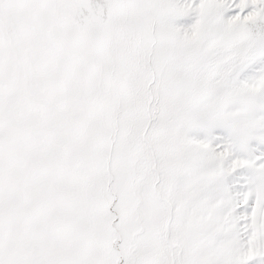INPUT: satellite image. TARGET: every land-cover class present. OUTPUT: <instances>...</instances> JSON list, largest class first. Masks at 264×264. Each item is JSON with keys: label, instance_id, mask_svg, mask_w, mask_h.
Here are the masks:
<instances>
[{"label": "snow or ice", "instance_id": "1", "mask_svg": "<svg viewBox=\"0 0 264 264\" xmlns=\"http://www.w3.org/2000/svg\"><path fill=\"white\" fill-rule=\"evenodd\" d=\"M0 264H264V0H0Z\"/></svg>", "mask_w": 264, "mask_h": 264}]
</instances>
